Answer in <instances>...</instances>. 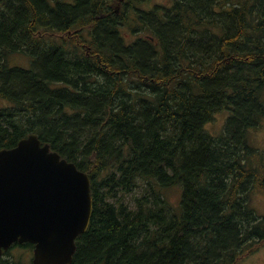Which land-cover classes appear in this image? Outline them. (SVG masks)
I'll return each mask as SVG.
<instances>
[{"label": "trees", "instance_id": "trees-1", "mask_svg": "<svg viewBox=\"0 0 264 264\" xmlns=\"http://www.w3.org/2000/svg\"><path fill=\"white\" fill-rule=\"evenodd\" d=\"M148 1L0 0V151L36 134L89 174L72 264H241L264 247V0ZM20 52L31 69L8 65Z\"/></svg>", "mask_w": 264, "mask_h": 264}, {"label": "water", "instance_id": "water-1", "mask_svg": "<svg viewBox=\"0 0 264 264\" xmlns=\"http://www.w3.org/2000/svg\"><path fill=\"white\" fill-rule=\"evenodd\" d=\"M92 215L89 174L36 134L0 151V262L13 244L30 243L33 264H72Z\"/></svg>", "mask_w": 264, "mask_h": 264}, {"label": "rangeland", "instance_id": "rangeland-1", "mask_svg": "<svg viewBox=\"0 0 264 264\" xmlns=\"http://www.w3.org/2000/svg\"><path fill=\"white\" fill-rule=\"evenodd\" d=\"M50 4L54 5L56 0H48ZM66 3H75L76 0H62ZM173 0H149L147 3V8H151L153 6H170ZM8 65L12 68H22V69H31L32 68V58L27 53H15L10 55L8 58ZM3 101L0 100V107H3ZM228 117V112H220L215 115V118L208 123L205 127V130L214 135L219 136L224 131V126L226 119ZM248 141L251 146L258 148L264 151V122L258 127L251 129L248 133ZM144 189L137 190L134 192V195L143 194ZM182 193L183 187L181 185L172 186L169 188L163 189V194L167 199L169 207L171 210L180 214L182 210ZM264 195H260L258 193H254L252 195L251 205L255 209L258 215L264 217V214L261 213V208H264V199H262ZM132 204H134L132 202ZM14 254H17V257H20V260L24 264H33V251L28 247H20L13 251ZM20 254V255H19ZM241 264H264V247H262L255 254L246 257Z\"/></svg>", "mask_w": 264, "mask_h": 264}, {"label": "clouds", "instance_id": "clouds-1", "mask_svg": "<svg viewBox=\"0 0 264 264\" xmlns=\"http://www.w3.org/2000/svg\"><path fill=\"white\" fill-rule=\"evenodd\" d=\"M258 181H262L264 180V173H261L258 177H257ZM260 191L262 193H264V188H261ZM262 199H264V197H262ZM261 213L264 214V208H261Z\"/></svg>", "mask_w": 264, "mask_h": 264}]
</instances>
